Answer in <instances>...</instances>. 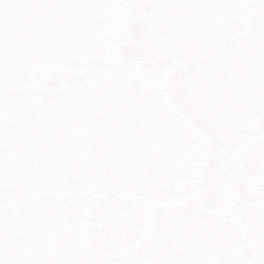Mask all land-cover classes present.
I'll list each match as a JSON object with an SVG mask.
<instances>
[{
	"label": "snow or ice",
	"instance_id": "6c2138e0",
	"mask_svg": "<svg viewBox=\"0 0 264 264\" xmlns=\"http://www.w3.org/2000/svg\"><path fill=\"white\" fill-rule=\"evenodd\" d=\"M0 264H264V0H0Z\"/></svg>",
	"mask_w": 264,
	"mask_h": 264
}]
</instances>
